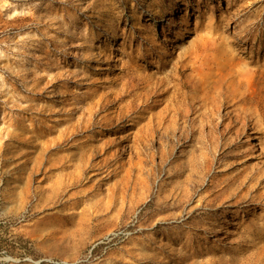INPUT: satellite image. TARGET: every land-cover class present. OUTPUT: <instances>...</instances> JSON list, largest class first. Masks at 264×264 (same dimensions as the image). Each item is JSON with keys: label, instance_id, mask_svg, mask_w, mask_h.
Listing matches in <instances>:
<instances>
[{"label": "rangeland", "instance_id": "obj_1", "mask_svg": "<svg viewBox=\"0 0 264 264\" xmlns=\"http://www.w3.org/2000/svg\"><path fill=\"white\" fill-rule=\"evenodd\" d=\"M0 264H264V0H0Z\"/></svg>", "mask_w": 264, "mask_h": 264}, {"label": "bare ground", "instance_id": "obj_2", "mask_svg": "<svg viewBox=\"0 0 264 264\" xmlns=\"http://www.w3.org/2000/svg\"><path fill=\"white\" fill-rule=\"evenodd\" d=\"M189 47V46H188ZM197 47V46H196ZM180 48V47H179ZM184 49V48H183ZM185 51V50H184ZM186 52V51H185ZM182 53V52H181ZM178 55V54H177ZM181 56V55H180ZM213 74V73H212ZM211 74V75H212ZM213 76V75H212ZM213 79V78H212ZM214 79H216V78H214ZM219 79V78H218ZM208 80V79H207ZM214 81V80H213ZM212 81V82H213ZM218 81V80H217ZM216 81V82H217ZM227 81V80H226ZM246 81H247V79H246ZM215 82V83H216ZM242 83L241 82H239V85H241ZM244 85V84H243ZM216 86V85H215ZM220 86V85H219ZM224 86V85H223ZM209 87V86H208ZM231 87V86H230ZM211 88V87H210ZM216 88V87H215ZM204 89H206V88H204ZM232 89V88H231ZM242 89V88H241ZM230 90V89H229ZM206 91V90H205ZM209 91V90H208ZM231 91V90H230ZM207 93V92H206ZM245 93V92H244ZM244 93H241V96L243 97L242 98V100H243V103L244 102H247V101H251V99L248 97V95L247 96H245V94ZM203 94V93H202ZM227 94V93H226ZM204 95H206V94H204ZM230 101V100H229ZM239 102H241V101H239ZM233 111H235V110H233ZM245 114V113H244ZM234 116H235V113H234ZM241 116V115H240ZM237 117V116H236Z\"/></svg>", "mask_w": 264, "mask_h": 264}]
</instances>
